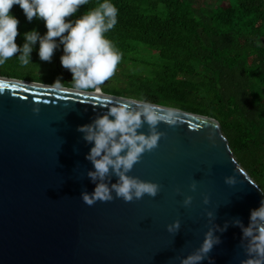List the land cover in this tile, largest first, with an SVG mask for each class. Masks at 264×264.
<instances>
[{"label": "water", "instance_id": "1", "mask_svg": "<svg viewBox=\"0 0 264 264\" xmlns=\"http://www.w3.org/2000/svg\"><path fill=\"white\" fill-rule=\"evenodd\" d=\"M0 80L9 84L0 93V264H179L199 247L211 223L225 221L228 228L217 233L220 243L209 256L214 264L245 258L240 229L231 220L246 225L261 192L218 120L179 109L177 124L158 123L163 135L157 146L142 153L128 173L158 183V193L127 202L113 193L110 201L88 205L80 193L94 188L86 176L91 145L77 126L129 98ZM138 131L147 132L148 125ZM229 175L235 184L224 182ZM185 196L192 197L189 205ZM208 211L214 213L211 223ZM175 220L180 228L169 233L166 225Z\"/></svg>", "mask_w": 264, "mask_h": 264}, {"label": "trees", "instance_id": "2", "mask_svg": "<svg viewBox=\"0 0 264 264\" xmlns=\"http://www.w3.org/2000/svg\"><path fill=\"white\" fill-rule=\"evenodd\" d=\"M97 2L89 0L73 16ZM112 3L118 9L116 24L105 35L121 58L144 55V49L149 56L156 54L159 62L124 97L218 120L245 174L264 191V0ZM10 13L19 21L18 46L23 43V32L46 31L42 20L27 21L18 5ZM36 47L29 64L20 65L14 54L4 62L14 72L1 64L5 71L0 75L50 85L59 77V86L72 88L55 68L62 48L54 50L51 61H41ZM112 91L107 92L117 94Z\"/></svg>", "mask_w": 264, "mask_h": 264}, {"label": "clouds", "instance_id": "3", "mask_svg": "<svg viewBox=\"0 0 264 264\" xmlns=\"http://www.w3.org/2000/svg\"><path fill=\"white\" fill-rule=\"evenodd\" d=\"M88 3L89 0H0V64L14 54L20 65L29 64L34 46H37V56L41 61H51L54 50L62 48L60 65L71 73L73 91L82 93L94 89L99 92L98 86L113 75L121 58L118 49L105 35L116 24L118 9L112 0H98L79 16H73ZM13 5L23 10L27 21L31 22L33 18L42 20L46 31L41 34L33 28L23 32V43L18 46L15 37L19 21L10 13ZM70 16L73 18L66 19ZM52 84L59 86L60 78L57 77ZM8 87L7 81L0 80V93ZM124 101L127 102L106 105V111L97 113L89 123L77 126L82 139L91 145L85 154V159L92 165L86 176L94 188L91 192L80 193L82 201L88 205L97 200L110 201L113 193L126 202L140 199L144 194L154 197L160 189L158 183L141 180L128 173L142 153L157 146L163 135L157 129L158 123L177 124L179 109L143 98ZM38 111L39 108H33V112ZM144 124L148 125V131H138ZM224 182L233 185L236 177L226 176ZM190 187L195 189V183ZM258 190L261 200L257 207L249 210L247 224L238 217L231 220V224L240 229V243L245 252V258L239 264H264V191ZM191 200V196H185L183 204L189 205ZM203 202L208 203L207 196ZM206 215L211 223L214 213L208 211ZM228 225L229 221L223 225L211 223L199 247L180 257L179 264H201L205 260L214 264L209 253L214 245L220 243L217 233L224 232ZM179 228V220L166 225V230L173 234Z\"/></svg>", "mask_w": 264, "mask_h": 264}, {"label": "rangeland", "instance_id": "4", "mask_svg": "<svg viewBox=\"0 0 264 264\" xmlns=\"http://www.w3.org/2000/svg\"><path fill=\"white\" fill-rule=\"evenodd\" d=\"M142 52L144 55H138L136 58L133 56L121 58L113 75L99 85L100 90L106 94L107 91L116 90V95L120 97L126 96L123 93H132L137 83L141 82L140 78L150 76L154 72L155 66L159 64L156 54L149 56L144 49ZM2 65L7 68V72H14L7 64L3 63ZM4 71L0 64V73ZM120 92L122 93L119 94Z\"/></svg>", "mask_w": 264, "mask_h": 264}, {"label": "flooded vegetation", "instance_id": "5", "mask_svg": "<svg viewBox=\"0 0 264 264\" xmlns=\"http://www.w3.org/2000/svg\"><path fill=\"white\" fill-rule=\"evenodd\" d=\"M55 66H56L55 68L58 70V72L62 76L63 80L66 81V82H71V80H72L71 73L67 69L61 67L60 61H57L56 64H55ZM0 76L1 77L10 78V77L6 76L5 74L4 75H0Z\"/></svg>", "mask_w": 264, "mask_h": 264}, {"label": "bare ground", "instance_id": "6", "mask_svg": "<svg viewBox=\"0 0 264 264\" xmlns=\"http://www.w3.org/2000/svg\"><path fill=\"white\" fill-rule=\"evenodd\" d=\"M99 94L102 93L101 91L98 92Z\"/></svg>", "mask_w": 264, "mask_h": 264}, {"label": "snow or ice", "instance_id": "7", "mask_svg": "<svg viewBox=\"0 0 264 264\" xmlns=\"http://www.w3.org/2000/svg\"><path fill=\"white\" fill-rule=\"evenodd\" d=\"M13 87H15V86H13Z\"/></svg>", "mask_w": 264, "mask_h": 264}]
</instances>
